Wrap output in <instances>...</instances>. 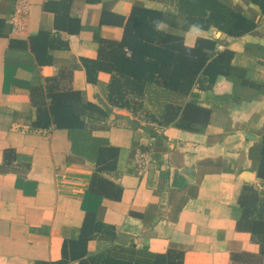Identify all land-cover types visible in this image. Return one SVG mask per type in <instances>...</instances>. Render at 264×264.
<instances>
[{"label": "crops", "instance_id": "obj_1", "mask_svg": "<svg viewBox=\"0 0 264 264\" xmlns=\"http://www.w3.org/2000/svg\"><path fill=\"white\" fill-rule=\"evenodd\" d=\"M48 1L55 0H29L25 24L14 32L9 18L15 0H0L5 26L0 36V264H55L63 243L79 237L87 212L115 227L116 245L133 244L152 253L174 248L183 252V264H264L257 239L236 227L243 186L264 201V179L249 157L264 132V16H257L254 30L240 37L217 29L183 31L180 18L159 24L188 46L197 37L217 38V48L231 50V63L257 85H235L218 76L211 88L195 86L196 101L210 110V117L194 132L152 121L154 109L146 101L143 111L111 107L104 94L110 75L99 72L97 83H89L81 63L97 56L95 31L108 40L122 36L121 26L100 24L103 9L127 18L138 4L173 16V3L73 0L70 15L81 24L73 35L54 28V14L44 8ZM223 1L256 12L243 0ZM41 30L58 37L56 46L45 49L46 63L37 61L29 45L30 36ZM51 78L56 80L46 82ZM46 84L80 91L85 101L108 108L92 135L118 148L115 170L103 173L121 188L118 200L89 190L94 163L70 159L66 129L32 126L31 92ZM137 152L147 154L146 170L137 167ZM108 245L92 240L88 252Z\"/></svg>", "mask_w": 264, "mask_h": 264}, {"label": "trees", "instance_id": "obj_2", "mask_svg": "<svg viewBox=\"0 0 264 264\" xmlns=\"http://www.w3.org/2000/svg\"><path fill=\"white\" fill-rule=\"evenodd\" d=\"M154 1L173 3L176 14L168 16L165 11L138 4L132 6L127 18L102 10L100 24L121 26L122 36L120 40H108L94 32L97 56L95 59H81L87 81L96 84L98 73H107L110 79L104 94L111 107L143 111L146 101L154 109L150 118L157 124H173L179 129L198 132L208 124L210 110L197 103L193 92L195 86L211 88L218 76H224L235 85H257L247 79L243 68L231 63V50L217 48V38L197 37L194 45L188 46L181 35L165 32L159 24L166 19L169 24H174L170 17L174 20L180 18L183 31L190 28L203 31L217 29L226 36L240 37L254 30L257 16H264V0H243L245 4L253 5L256 12L223 0ZM72 2L48 1L44 8L54 14L53 26L57 31L74 35L80 32L81 24L78 17L70 15ZM4 27L0 19V36L5 34ZM55 41L58 37L46 30L30 36L29 45L38 62H50L45 49L56 46ZM62 47H66L65 42ZM55 80L51 78L46 82ZM178 99L184 102L173 103ZM31 102L36 112L32 126L66 129L71 142L70 159L94 163L89 190L101 197L118 200L121 188L103 176V173L115 170L118 148L92 135L100 121L109 115L108 108L85 101L80 91L61 89L51 84L33 88ZM249 157L256 175L264 179V132L250 149ZM238 205L241 215L236 223L237 229L256 238L260 254L264 256V201L256 190L245 185ZM116 237L115 227L99 220L95 212H87L79 237L63 243L62 257L55 264L68 261L77 264H183V252L180 250L169 248L163 253H152L146 247L139 249L133 244L116 245ZM92 240L109 242V245L89 253L88 244Z\"/></svg>", "mask_w": 264, "mask_h": 264}, {"label": "built area", "instance_id": "obj_3", "mask_svg": "<svg viewBox=\"0 0 264 264\" xmlns=\"http://www.w3.org/2000/svg\"><path fill=\"white\" fill-rule=\"evenodd\" d=\"M29 0H15L14 10L9 18V22L12 25L13 31H18L21 29L27 18ZM136 165L141 171L146 170L148 167V156L145 153L137 152L136 155Z\"/></svg>", "mask_w": 264, "mask_h": 264}]
</instances>
